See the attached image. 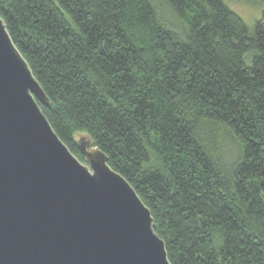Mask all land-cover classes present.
Listing matches in <instances>:
<instances>
[{"label": "trees", "instance_id": "1", "mask_svg": "<svg viewBox=\"0 0 264 264\" xmlns=\"http://www.w3.org/2000/svg\"><path fill=\"white\" fill-rule=\"evenodd\" d=\"M264 5V0H258ZM83 162L88 136L150 208L171 264H264V8L0 0Z\"/></svg>", "mask_w": 264, "mask_h": 264}, {"label": "water", "instance_id": "2", "mask_svg": "<svg viewBox=\"0 0 264 264\" xmlns=\"http://www.w3.org/2000/svg\"><path fill=\"white\" fill-rule=\"evenodd\" d=\"M0 15V264H171L150 208L88 136L80 160Z\"/></svg>", "mask_w": 264, "mask_h": 264}, {"label": "rangeland", "instance_id": "3", "mask_svg": "<svg viewBox=\"0 0 264 264\" xmlns=\"http://www.w3.org/2000/svg\"><path fill=\"white\" fill-rule=\"evenodd\" d=\"M233 10L241 15L245 21L252 25L259 19L264 5L258 0H224ZM83 134H77L80 139ZM86 136V135H84Z\"/></svg>", "mask_w": 264, "mask_h": 264}]
</instances>
